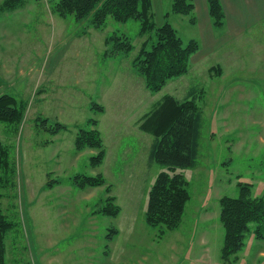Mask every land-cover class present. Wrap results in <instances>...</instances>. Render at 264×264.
<instances>
[{"label":"rangeland","instance_id":"1","mask_svg":"<svg viewBox=\"0 0 264 264\" xmlns=\"http://www.w3.org/2000/svg\"><path fill=\"white\" fill-rule=\"evenodd\" d=\"M5 1L0 0V97L25 105L19 125L0 124L12 169L0 191L2 211L15 224L5 241L7 264H262L264 256L257 258L264 243L253 235L236 257L221 259L219 201L238 196L239 182L251 184L254 197L264 194V21L245 38L220 46L223 67L215 55L206 61L195 56L188 74L154 94L133 67L150 37L140 36L138 21L109 18L96 30L91 18L59 16V0H22L13 9ZM171 2L153 9L158 26ZM188 19L170 18L185 44L199 39ZM115 33L132 40L130 54L107 55L106 40ZM234 48L237 62L230 55ZM191 91L203 114L198 165L178 172L191 199L180 227L168 231L146 222L149 192L167 169L147 167L154 134L141 123L167 96L183 101ZM93 103L104 111L94 113ZM90 118L98 121L106 150L98 168L89 162L96 150L75 148ZM56 123L66 129L52 135L47 130ZM80 174H102L107 184L80 190L73 184ZM108 198L120 208L117 217L100 213Z\"/></svg>","mask_w":264,"mask_h":264},{"label":"trees","instance_id":"2","mask_svg":"<svg viewBox=\"0 0 264 264\" xmlns=\"http://www.w3.org/2000/svg\"><path fill=\"white\" fill-rule=\"evenodd\" d=\"M20 2L22 0H7L4 6L13 9ZM207 5L212 25L216 29H222L226 24L222 1L207 0ZM54 10L61 17H74L77 22L91 18L90 25L96 30L105 28L109 18L117 23L138 21L140 36L150 37L142 44L133 60V67L145 79L146 88L154 94L160 92L171 80L188 74L191 58L200 49L197 40H190L185 44L178 30L170 22V17L176 15L189 18V24L195 26L197 17L194 0H172L170 10L164 15V23L160 26L154 21L152 0H59ZM106 45L111 46L107 55L112 57L128 55L134 50L132 40L124 34L111 35L106 40ZM195 96V91H191L183 101L167 96L141 123L142 129L154 134L149 163H156L167 169L158 175L149 192L146 222L152 227H164L168 231L177 230L183 221L186 205L191 199L188 182L178 172L194 169L198 165L203 114ZM91 110L96 114L104 111L103 107L96 103L91 105ZM24 111L25 105L15 97H0V124L19 125ZM47 122L43 120L41 125L46 126ZM54 126L47 130L52 135L66 129L60 123ZM75 148L77 152L85 149L97 151L89 160L93 168H98L104 163L106 150L95 118L88 119L86 127L79 129ZM11 171L9 149L0 139V191ZM73 184L76 188L84 190L105 186L107 182L102 174H80L74 176ZM48 186H51L50 183ZM237 187L238 196H224L219 201L220 222L224 229L221 259L224 262H229L242 252L248 235H253L258 242H264V194L254 197L253 186L249 183L239 182ZM1 197L0 192V264H7L5 241L15 224L4 215ZM114 202V198H108L100 213L117 217L120 208ZM110 236L109 234V239Z\"/></svg>","mask_w":264,"mask_h":264},{"label":"crops","instance_id":"3","mask_svg":"<svg viewBox=\"0 0 264 264\" xmlns=\"http://www.w3.org/2000/svg\"><path fill=\"white\" fill-rule=\"evenodd\" d=\"M163 0H153V9L157 2L162 4ZM222 5L226 14V24L222 29H216L212 25L211 18L208 12L207 0H194L195 3V14L197 17V24L193 28H197L199 33V39L197 40L200 44L199 51L192 57L200 56V59L206 61L209 56L215 55L218 59V50L223 43L228 41H235L238 38H245L244 35L254 28L256 25L264 21V0H221ZM163 7V5H159ZM163 16V15H162ZM164 18V16H163ZM171 18V17H170ZM164 22V20H163ZM251 45H257L254 42L253 37H249ZM235 49V48H234ZM237 49L231 50L230 55H236L234 61L237 62ZM264 57V53H263ZM219 62H216L217 67L226 64L224 59L219 58ZM264 61V58L263 60ZM224 63V64H223ZM264 66V63H263ZM264 71V69H263ZM149 158V157H148ZM147 167L153 166V163L147 162ZM264 243V242H258ZM264 256V251L260 252V256L257 259H261Z\"/></svg>","mask_w":264,"mask_h":264}]
</instances>
